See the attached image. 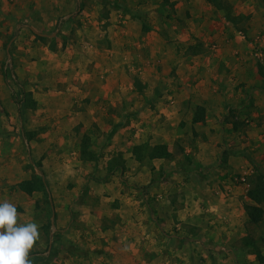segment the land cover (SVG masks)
Returning a JSON list of instances; mask_svg holds the SVG:
<instances>
[{"label": "rangeland", "instance_id": "1", "mask_svg": "<svg viewBox=\"0 0 264 264\" xmlns=\"http://www.w3.org/2000/svg\"><path fill=\"white\" fill-rule=\"evenodd\" d=\"M139 1L141 11H147L141 13L146 20L149 15L160 16L148 14L150 6L170 0ZM253 1L219 0L221 16L231 21L225 19L227 26H235L236 34L243 31L239 34L243 39L251 28L249 17L237 13L235 6ZM75 4L76 0H0V203L14 204L20 223L40 226V241L30 254L32 264H126L125 256L133 259L132 264H264L257 255L260 252L264 257V219L253 222L245 208L251 202L248 190L254 179L264 174V88L256 89V96L252 94L246 104H231L221 118L222 127L210 132L205 118L198 121L203 131L186 129L184 120L151 117L146 105L133 118L106 120L124 131L108 146L124 149L106 155L99 148L101 135L95 140L89 136L90 150L98 151L94 160H86L81 153H73L82 137L69 135L67 120L58 119L62 118L59 108H65L62 102L68 103L61 97L68 87L62 85L72 72L58 66L57 58L68 45L76 49L81 45L88 57L95 56L96 42L98 49L115 47L112 35L117 28L111 24V10L135 12L121 0H80V10L64 19ZM215 12L209 14L213 17ZM22 21L42 32L57 33L39 39L29 27L18 31ZM256 33L250 54L260 68L264 63L254 55V48L264 46V29ZM15 34L9 63L7 45ZM63 58L67 60V55ZM103 75L109 80L117 77L115 71ZM25 92L32 93L35 109L26 106ZM101 105L111 113L128 109ZM53 131H60V146ZM157 143L168 144L171 156L150 158L148 148ZM199 149L212 152L211 165L201 164ZM114 159L124 161V167ZM33 161L41 162L37 165L46 184ZM34 173L42 180L43 190L29 195L17 184ZM51 200L56 212L53 234ZM121 226L133 230L122 231ZM82 230L92 231L91 236L87 232L83 237ZM50 240L52 248L45 254ZM152 242L165 245L162 255L155 252ZM57 247L59 251L53 255ZM210 248L219 261L211 260L209 255L215 252L207 250Z\"/></svg>", "mask_w": 264, "mask_h": 264}, {"label": "crops", "instance_id": "2", "mask_svg": "<svg viewBox=\"0 0 264 264\" xmlns=\"http://www.w3.org/2000/svg\"><path fill=\"white\" fill-rule=\"evenodd\" d=\"M121 1L135 13L111 10V24L117 28V32L112 35L113 40L115 38V47L102 49L99 46L98 49L96 42L92 50L95 56L88 57L89 53L82 50L81 45L78 49L68 45L61 50L62 54L57 58L58 66L72 72L69 77L65 76L66 81L62 85L68 87V91L61 95L68 103L62 102L65 103V108L60 107L58 111L60 113L62 110V118L58 119L67 120L69 135L77 138L88 135L92 140H95L96 135H101L98 140L101 144L99 148L101 147L106 155H110L111 150H119V147L124 149L119 145L114 147V144L108 146L110 141L118 138V134L121 136L124 131L104 121L119 122L123 118H133L134 115L141 114L140 109L142 110L144 105L151 117L184 120L186 129L192 130L195 127L203 131V125L193 122L195 113L201 107L204 109V118L207 125L209 123L210 132L222 127L221 121L225 118L228 108L232 107L231 104H246L252 94L256 96V89L264 88L258 63L253 61L254 58L250 54L254 44L253 36L260 28L264 29V5L260 0L235 6L237 13L242 12L249 17L248 24L251 28L246 34V39L239 36L243 31L239 30L236 34L238 29L235 26H227L225 19L231 21L221 16L218 8L211 4L209 6L206 0H170L164 4L161 2L148 9V14L152 12L160 16L149 15L146 20H142L143 8L141 4L137 5L139 0H132L131 4L130 0ZM204 6L207 7L205 10ZM215 10L212 17V13H209ZM144 13L147 14V11ZM189 14L193 16L189 18ZM144 24L147 29L143 28ZM83 53L85 56L80 58ZM64 55H67V60H64ZM84 65L90 67L84 68ZM107 71H115L117 77L109 80L108 74L109 76L103 79V74ZM55 103L62 104L53 102ZM102 103L113 104L120 110L128 107L132 111L129 112L130 116L126 115L128 109L122 113H111L105 107V111L101 108ZM57 126L60 128L61 124L58 123ZM58 132L60 131L52 133L55 139L58 138L56 143L60 146L61 138ZM81 140L82 138L79 143ZM76 141L78 142V139ZM80 148L81 144H77L73 153L80 154ZM93 148L95 149V145ZM198 154L201 164L211 165L212 152L199 149ZM155 165L157 163L154 160L153 166ZM121 229H129V233L133 230L126 226H121ZM87 232L89 231L82 230L80 234L87 237ZM167 237L168 235L165 239H168ZM123 238L127 240L125 236ZM215 241L218 243V238ZM152 244L155 252L160 251L162 255V251L166 249L165 245L154 242ZM132 245L134 246L131 243V247ZM207 250L215 252L212 248ZM210 256L212 261H219L216 252ZM124 259L126 264L134 263L133 259L127 256Z\"/></svg>", "mask_w": 264, "mask_h": 264}, {"label": "trees", "instance_id": "3", "mask_svg": "<svg viewBox=\"0 0 264 264\" xmlns=\"http://www.w3.org/2000/svg\"><path fill=\"white\" fill-rule=\"evenodd\" d=\"M207 1H209L210 3H213L217 8L222 9V6L219 3V0H207ZM260 2L262 5H264V0H260ZM115 5L117 8L120 7V5H117L116 2H115ZM228 16L230 17V15ZM143 28L147 29L146 24L143 25ZM37 38L47 40V38L41 37L38 35H37ZM259 71L261 75L264 77V66L260 65ZM25 95L27 98L26 106L28 108L35 109L37 107V102L33 99L32 93L25 92ZM203 119H204V109L199 107L193 117V122L196 123ZM235 125L237 124L235 123ZM29 138H31V136ZM90 146H91L90 137L88 135L83 136L81 140L80 153H81V156L86 160H94L96 156L94 152L90 150ZM147 154L150 158H162V157L167 158L171 156V151L169 149L168 144L157 143V144L152 145L151 148H148ZM122 158L123 157L121 156V159ZM139 160H142V156L139 157ZM115 161L118 163V166H120V168L124 167V161L114 159L113 162ZM37 164L41 166L40 161L37 162ZM17 187L23 190L25 193L32 195L35 191L43 190V182L40 179V177L34 173L32 177L28 179H24L21 182H19L17 184ZM248 196L251 202L245 204V208L247 210L249 217L255 223L261 222L264 219V207L261 205L262 203H264V174L256 176L250 189L248 190ZM49 226H50V222L48 224V227ZM58 251H59V247H57L53 251V255H56ZM257 255L260 260H264V257L261 256L260 252H257Z\"/></svg>", "mask_w": 264, "mask_h": 264}, {"label": "clouds", "instance_id": "4", "mask_svg": "<svg viewBox=\"0 0 264 264\" xmlns=\"http://www.w3.org/2000/svg\"><path fill=\"white\" fill-rule=\"evenodd\" d=\"M19 221L14 204L0 203V264H32L30 254L40 241V226Z\"/></svg>", "mask_w": 264, "mask_h": 264}, {"label": "water", "instance_id": "5", "mask_svg": "<svg viewBox=\"0 0 264 264\" xmlns=\"http://www.w3.org/2000/svg\"><path fill=\"white\" fill-rule=\"evenodd\" d=\"M79 3L80 0H76V4H75V8L73 9V11L67 13L63 18L64 19H68L70 18L72 15H74L76 12H78L80 10L79 7ZM62 22V21H61ZM23 26H27L29 27L36 35L41 36V37H53L55 36V34L57 33V30L50 32V33H46V32H42L40 30H38L32 23H30L29 21H22L19 25H18V31L23 27ZM17 39V34H15L9 41L8 45H7V55H8V62L11 63V58H12V47L13 44L15 43ZM38 175L42 178L43 182L46 184V180H45V176L42 173L40 167L33 161L32 162ZM51 206H52V215H51V233L53 234L54 231L56 230V212L54 209V203L53 200H51ZM52 244L53 241L50 240V246L48 251L45 254H49L51 248H52ZM38 258V257H37Z\"/></svg>", "mask_w": 264, "mask_h": 264}, {"label": "built area", "instance_id": "6", "mask_svg": "<svg viewBox=\"0 0 264 264\" xmlns=\"http://www.w3.org/2000/svg\"><path fill=\"white\" fill-rule=\"evenodd\" d=\"M254 55L260 60L261 63H264V46L261 48H254Z\"/></svg>", "mask_w": 264, "mask_h": 264}]
</instances>
